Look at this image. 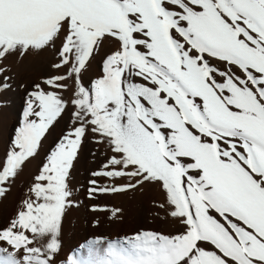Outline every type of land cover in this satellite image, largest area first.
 <instances>
[{
    "label": "snow or ice",
    "instance_id": "obj_1",
    "mask_svg": "<svg viewBox=\"0 0 264 264\" xmlns=\"http://www.w3.org/2000/svg\"><path fill=\"white\" fill-rule=\"evenodd\" d=\"M49 50L60 74L28 93L0 159V198L69 112L71 126L0 228V264H56L89 133L114 153L91 174L113 183L90 180L89 197L159 185L183 230L95 240L66 264H264V0H0V92L9 58Z\"/></svg>",
    "mask_w": 264,
    "mask_h": 264
},
{
    "label": "bare ground",
    "instance_id": "obj_2",
    "mask_svg": "<svg viewBox=\"0 0 264 264\" xmlns=\"http://www.w3.org/2000/svg\"><path fill=\"white\" fill-rule=\"evenodd\" d=\"M115 47L110 43L104 45L99 55L91 62V68L84 74L85 86L90 87L91 82L102 74L103 61ZM57 59L56 51L49 50L43 54L26 55L23 58L13 56L3 64L7 69L5 75L11 77L7 81L11 87L0 92V159L4 157L15 130L20 126L28 93L35 90L34 86L37 83L44 87L42 83L44 79L60 74V70L51 67ZM219 66L224 67L223 64ZM0 82H3V77H0ZM136 82L141 81L137 79ZM69 83L72 85L71 81ZM64 95L66 99H71L72 93L69 91ZM70 126L69 112L47 138L45 152L41 153L38 159L26 162L10 192L5 198H0V228L7 227L16 216L34 176L39 173L47 150L58 142ZM98 139L95 134L89 133L81 146L73 169L70 186L74 195L71 199L76 203L66 210L62 221V250L56 257V264H66L73 257L86 255L87 246L95 240H102L106 245L108 241H123L144 231L174 235L183 230V226L167 214L169 206L166 193L159 185L146 183L141 188L131 189L126 193L97 194L96 199L89 197L88 189L92 187L90 180L98 179L105 185L113 183L109 178L91 175L94 171L100 170L109 156L114 155L108 144L97 143ZM127 182L121 180L118 183ZM159 205L165 207L161 208ZM94 206L122 211L116 218H112L110 211H93Z\"/></svg>",
    "mask_w": 264,
    "mask_h": 264
}]
</instances>
